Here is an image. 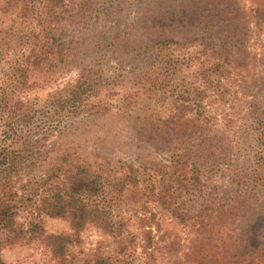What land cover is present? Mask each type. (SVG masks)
I'll return each instance as SVG.
<instances>
[{
    "label": "rangeland",
    "instance_id": "rangeland-1",
    "mask_svg": "<svg viewBox=\"0 0 264 264\" xmlns=\"http://www.w3.org/2000/svg\"><path fill=\"white\" fill-rule=\"evenodd\" d=\"M259 1L91 0L99 21L76 25L83 61L33 76L30 96L48 105L85 68L89 102L104 104L63 119L47 142V162L67 157L107 178V232L89 224L75 236L66 219L41 220L71 240L68 264H264ZM181 114L175 129L161 122ZM0 257L57 264L41 239L4 244Z\"/></svg>",
    "mask_w": 264,
    "mask_h": 264
},
{
    "label": "trees",
    "instance_id": "trees-1",
    "mask_svg": "<svg viewBox=\"0 0 264 264\" xmlns=\"http://www.w3.org/2000/svg\"><path fill=\"white\" fill-rule=\"evenodd\" d=\"M90 1L3 0L0 8L6 16L0 18V247L41 239L57 264H68L66 251L71 240L46 234L43 216L68 220L75 236L89 224L105 232L111 226L103 180L107 178L67 157L56 164L46 161L47 142L63 119L104 108L102 102H89L93 90L85 68L78 80L54 94L48 105L30 96L36 73L56 75L83 61L87 52L80 51L76 25L100 19L99 8ZM254 10L264 20V0ZM181 117L174 115L161 122L165 128L175 129L172 124L178 126ZM260 124L264 128V122ZM243 199L237 200L244 204ZM22 217L24 221L18 220ZM202 225L201 233H209L210 222ZM0 264L7 263L0 257ZM94 264H105V260L98 258Z\"/></svg>",
    "mask_w": 264,
    "mask_h": 264
}]
</instances>
